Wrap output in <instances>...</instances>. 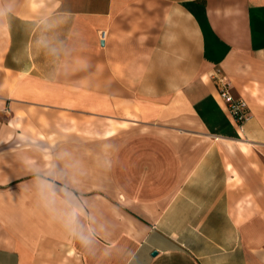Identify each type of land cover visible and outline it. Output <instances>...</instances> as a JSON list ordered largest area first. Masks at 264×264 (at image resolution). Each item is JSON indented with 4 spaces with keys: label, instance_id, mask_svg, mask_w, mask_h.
Returning a JSON list of instances; mask_svg holds the SVG:
<instances>
[{
    "label": "crops",
    "instance_id": "obj_1",
    "mask_svg": "<svg viewBox=\"0 0 264 264\" xmlns=\"http://www.w3.org/2000/svg\"><path fill=\"white\" fill-rule=\"evenodd\" d=\"M0 6V264H264V0ZM41 177L75 193L90 246Z\"/></svg>",
    "mask_w": 264,
    "mask_h": 264
},
{
    "label": "clouds",
    "instance_id": "obj_2",
    "mask_svg": "<svg viewBox=\"0 0 264 264\" xmlns=\"http://www.w3.org/2000/svg\"><path fill=\"white\" fill-rule=\"evenodd\" d=\"M11 11L10 7L0 6V21ZM37 43L43 45L46 44V41L41 38ZM39 187L49 212L62 223L68 234L77 238L83 246H90L93 242L90 230L81 220L83 209L75 198V193L69 191L66 187L58 189L52 180L43 177L40 178ZM58 196L60 198V206L57 203Z\"/></svg>",
    "mask_w": 264,
    "mask_h": 264
},
{
    "label": "built area",
    "instance_id": "obj_3",
    "mask_svg": "<svg viewBox=\"0 0 264 264\" xmlns=\"http://www.w3.org/2000/svg\"><path fill=\"white\" fill-rule=\"evenodd\" d=\"M105 33L100 34L101 41ZM212 82L216 88L218 101L223 105L232 121L239 131H242L244 123L249 118L247 102L241 96H234L226 78L216 71L211 75Z\"/></svg>",
    "mask_w": 264,
    "mask_h": 264
},
{
    "label": "water",
    "instance_id": "obj_4",
    "mask_svg": "<svg viewBox=\"0 0 264 264\" xmlns=\"http://www.w3.org/2000/svg\"><path fill=\"white\" fill-rule=\"evenodd\" d=\"M153 254H155V252H153Z\"/></svg>",
    "mask_w": 264,
    "mask_h": 264
}]
</instances>
